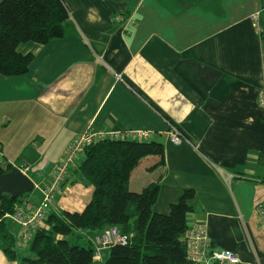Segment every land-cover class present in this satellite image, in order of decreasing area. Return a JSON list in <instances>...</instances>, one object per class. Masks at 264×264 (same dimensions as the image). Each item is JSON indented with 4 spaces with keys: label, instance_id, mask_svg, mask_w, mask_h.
Listing matches in <instances>:
<instances>
[{
    "label": "crops",
    "instance_id": "1",
    "mask_svg": "<svg viewBox=\"0 0 264 264\" xmlns=\"http://www.w3.org/2000/svg\"><path fill=\"white\" fill-rule=\"evenodd\" d=\"M63 2L66 37L20 44L33 56L28 73L0 75V166H29L33 207L77 136L113 131L140 140L147 133L146 141L164 145L166 162L150 170L158 157L144 158L131 188L158 183L160 213L194 189L190 224L207 221L215 249L226 245L251 264L244 234L234 229L264 201V0ZM171 127L185 138L180 144L171 142ZM39 166L47 173L36 171L35 181ZM93 191L71 170L48 214L82 212ZM3 222L25 250L19 225L7 216ZM109 256L105 249L93 264ZM0 264L18 263L0 247Z\"/></svg>",
    "mask_w": 264,
    "mask_h": 264
},
{
    "label": "trees",
    "instance_id": "2",
    "mask_svg": "<svg viewBox=\"0 0 264 264\" xmlns=\"http://www.w3.org/2000/svg\"><path fill=\"white\" fill-rule=\"evenodd\" d=\"M70 21L63 0H2L0 2V75L20 77L28 73L31 54L19 52L20 44H46L64 38ZM264 39V38H263ZM158 157L153 170L165 165L164 145L132 138L108 139L90 145L80 155L78 171L93 188L91 201L82 212L63 211L48 215L25 250L15 236L0 224V247L18 264H93L91 239L81 244L85 234L97 235L117 227L130 241L116 245L104 264H187L186 233L189 217L195 212V190L187 188L168 213L154 209L160 185L150 183L144 190L131 188L133 170L147 157ZM11 164L0 166V176L11 172ZM29 194L24 195L23 197ZM0 217L15 211L21 198L1 197Z\"/></svg>",
    "mask_w": 264,
    "mask_h": 264
},
{
    "label": "built area",
    "instance_id": "3",
    "mask_svg": "<svg viewBox=\"0 0 264 264\" xmlns=\"http://www.w3.org/2000/svg\"><path fill=\"white\" fill-rule=\"evenodd\" d=\"M261 12L253 16L257 29L260 30L259 18ZM259 104L264 110V83L259 92ZM140 140H145L147 133L137 134ZM132 138L136 136L123 134L119 132H87L77 136L65 156V158L55 167L52 180L42 190V200L39 205L31 207L28 197H22L21 201L16 205L13 213L5 216L10 217L20 227L22 239L25 244L30 243L35 233L44 227L47 222L48 210L54 202L56 194H60L68 180L71 170L78 167V159L86 148L105 140ZM170 139L174 144H180L184 141V137L176 127H171ZM13 168H17L27 174L30 171L28 165L13 164ZM232 178H229V182ZM2 201L0 198V210ZM259 214L264 225V201L257 206ZM129 236L123 235L117 227L111 226L94 236L92 244L94 246V260L101 261V252L105 249H111L116 245H127L130 241ZM186 259L187 264H243L240 255L232 250L215 249L209 232V224L207 221L194 222L186 233Z\"/></svg>",
    "mask_w": 264,
    "mask_h": 264
},
{
    "label": "rangeland",
    "instance_id": "4",
    "mask_svg": "<svg viewBox=\"0 0 264 264\" xmlns=\"http://www.w3.org/2000/svg\"><path fill=\"white\" fill-rule=\"evenodd\" d=\"M48 166H39L38 169H34L33 175L35 181H39V178L35 176L36 171H41L46 174L45 171ZM29 193L30 194H33ZM262 198L264 200V188L259 190V197L258 199ZM192 218V215L190 219ZM236 231H240V233L244 234L243 244L247 246L246 250L244 251L247 254V259L251 264H264V225L259 214H255L250 220L246 221L242 224L240 228L235 227ZM89 236L85 234L81 244H85L88 242ZM28 244V243H27ZM221 250H231L230 247L220 244Z\"/></svg>",
    "mask_w": 264,
    "mask_h": 264
},
{
    "label": "water",
    "instance_id": "5",
    "mask_svg": "<svg viewBox=\"0 0 264 264\" xmlns=\"http://www.w3.org/2000/svg\"><path fill=\"white\" fill-rule=\"evenodd\" d=\"M34 190L35 183L33 180L17 168L0 176V198L9 194L13 198L19 199L34 192Z\"/></svg>",
    "mask_w": 264,
    "mask_h": 264
}]
</instances>
